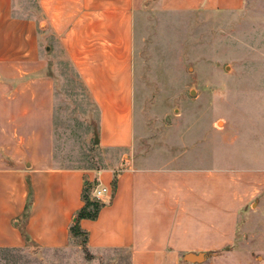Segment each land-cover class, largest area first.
Here are the masks:
<instances>
[{
	"label": "crops",
	"instance_id": "crops-1",
	"mask_svg": "<svg viewBox=\"0 0 264 264\" xmlns=\"http://www.w3.org/2000/svg\"><path fill=\"white\" fill-rule=\"evenodd\" d=\"M166 12H240L246 0H152ZM29 17L0 0V249L68 248L84 191L111 199L79 226L95 263L126 251L129 264H264V152L227 144L206 160L128 159L136 148L134 68L149 0H37ZM65 57L96 108L94 142L124 154L91 170L54 160ZM57 65V64H56ZM123 161V160H122ZM187 256L191 261H186Z\"/></svg>",
	"mask_w": 264,
	"mask_h": 264
},
{
	"label": "rangeland",
	"instance_id": "rangeland-1",
	"mask_svg": "<svg viewBox=\"0 0 264 264\" xmlns=\"http://www.w3.org/2000/svg\"><path fill=\"white\" fill-rule=\"evenodd\" d=\"M29 17L37 0H12ZM135 48L136 134L141 143L127 158L164 157L181 165L205 160L222 142L229 156L264 152V0H246L240 12H166L152 0L140 19ZM54 77L59 86L54 160L58 166L98 170L124 154L94 142L96 108L65 57ZM57 64V65H56ZM123 160V161H122ZM94 187L87 189L92 203ZM73 236V235H72ZM68 248L42 251L0 249V264H129L118 253L95 263L83 234Z\"/></svg>",
	"mask_w": 264,
	"mask_h": 264
},
{
	"label": "trees",
	"instance_id": "trees-1",
	"mask_svg": "<svg viewBox=\"0 0 264 264\" xmlns=\"http://www.w3.org/2000/svg\"><path fill=\"white\" fill-rule=\"evenodd\" d=\"M87 189L84 191L83 199L85 202L84 208L79 212L75 224L71 228V234L75 237H77L82 233L80 226H79V221L82 219H95L98 216V213L102 207L101 203H92L89 201L87 197Z\"/></svg>",
	"mask_w": 264,
	"mask_h": 264
},
{
	"label": "built area",
	"instance_id": "built-area-1",
	"mask_svg": "<svg viewBox=\"0 0 264 264\" xmlns=\"http://www.w3.org/2000/svg\"><path fill=\"white\" fill-rule=\"evenodd\" d=\"M95 199L102 203H105L111 199V190L107 187H96L94 190Z\"/></svg>",
	"mask_w": 264,
	"mask_h": 264
},
{
	"label": "water",
	"instance_id": "water-1",
	"mask_svg": "<svg viewBox=\"0 0 264 264\" xmlns=\"http://www.w3.org/2000/svg\"><path fill=\"white\" fill-rule=\"evenodd\" d=\"M185 260H186V261H191V257H190V256H187V257L185 258Z\"/></svg>",
	"mask_w": 264,
	"mask_h": 264
}]
</instances>
